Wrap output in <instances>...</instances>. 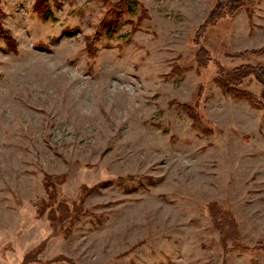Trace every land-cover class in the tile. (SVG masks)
Wrapping results in <instances>:
<instances>
[{
  "label": "rangeland",
  "instance_id": "1",
  "mask_svg": "<svg viewBox=\"0 0 264 264\" xmlns=\"http://www.w3.org/2000/svg\"><path fill=\"white\" fill-rule=\"evenodd\" d=\"M34 1L0 0V264H264V101L216 81L264 63L240 54L264 47V0L198 42L217 0H137L114 33L119 0ZM45 174L70 207L95 188L71 225L33 206Z\"/></svg>",
  "mask_w": 264,
  "mask_h": 264
},
{
  "label": "trees",
  "instance_id": "2",
  "mask_svg": "<svg viewBox=\"0 0 264 264\" xmlns=\"http://www.w3.org/2000/svg\"><path fill=\"white\" fill-rule=\"evenodd\" d=\"M105 1L109 2L110 0ZM132 4H137V0H119L113 4V8L111 7L110 12L114 14L116 19L110 20L108 30L111 33L117 31L112 27L119 24V18L123 13L121 6L128 8V11H130ZM246 5L247 0H217L206 21L197 29L195 41H199L200 36L209 25L216 24L222 17L235 15ZM33 9L40 16H47L49 10L48 0H35ZM104 27H107V24H104ZM0 32L10 44L15 43L14 38L10 35L8 30H3L0 26ZM262 51H264V47L255 50H245L244 52H240V54L242 55L247 52L257 54ZM207 53V49L201 45L196 54V61L200 68L207 66L210 61L211 57L207 55ZM250 76H254L258 83L262 86L260 98H258V96L253 92L243 88L244 81ZM216 81L226 93L232 95L235 99L248 100L254 106H263L264 63L257 64L255 66L241 65L231 71L222 72L217 75ZM186 107L191 111L192 108L190 106ZM65 182V174H45L43 178V187L47 194V199L37 198L32 202L38 215L42 216L46 213L54 228L58 227V225H60L64 220H70L71 225L74 221L78 220L81 215L85 214L84 209H86V207L84 205V201L95 190L93 187L83 186L81 189L80 202L75 204L73 207H70L65 201L59 200L58 198V188ZM70 228L71 226L69 229Z\"/></svg>",
  "mask_w": 264,
  "mask_h": 264
}]
</instances>
